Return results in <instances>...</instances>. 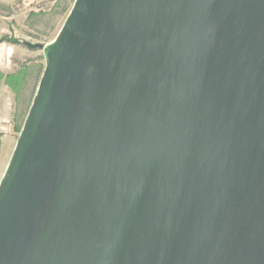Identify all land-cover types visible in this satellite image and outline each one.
Returning <instances> with one entry per match:
<instances>
[{
    "label": "water",
    "instance_id": "1",
    "mask_svg": "<svg viewBox=\"0 0 264 264\" xmlns=\"http://www.w3.org/2000/svg\"><path fill=\"white\" fill-rule=\"evenodd\" d=\"M0 180V264H264V0H75Z\"/></svg>",
    "mask_w": 264,
    "mask_h": 264
},
{
    "label": "rangeland",
    "instance_id": "2",
    "mask_svg": "<svg viewBox=\"0 0 264 264\" xmlns=\"http://www.w3.org/2000/svg\"><path fill=\"white\" fill-rule=\"evenodd\" d=\"M74 1L0 0V180L45 66L42 50L24 43L51 42ZM7 76L21 82L12 89Z\"/></svg>",
    "mask_w": 264,
    "mask_h": 264
},
{
    "label": "trees",
    "instance_id": "3",
    "mask_svg": "<svg viewBox=\"0 0 264 264\" xmlns=\"http://www.w3.org/2000/svg\"><path fill=\"white\" fill-rule=\"evenodd\" d=\"M16 79V77H14V76H7L6 77V83L13 89V88H15L16 87V84H17V82H18V84H19V82H21V80H19L18 79V81L16 82V81H14L15 79ZM18 78V77H17ZM17 80V79H16Z\"/></svg>",
    "mask_w": 264,
    "mask_h": 264
}]
</instances>
